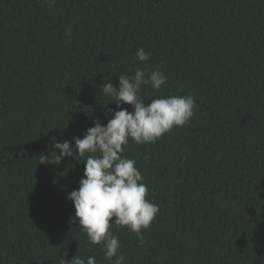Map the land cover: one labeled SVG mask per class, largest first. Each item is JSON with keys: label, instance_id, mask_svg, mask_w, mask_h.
<instances>
[{"label": "trees", "instance_id": "16d2710c", "mask_svg": "<svg viewBox=\"0 0 264 264\" xmlns=\"http://www.w3.org/2000/svg\"><path fill=\"white\" fill-rule=\"evenodd\" d=\"M137 68L167 77L142 85L145 105L191 94L196 106L154 143L123 146L159 212L143 245L112 225L117 256L264 264V0H0V264H114L66 198L88 154L49 161L54 143L75 150L97 118L106 125L118 109L100 87Z\"/></svg>", "mask_w": 264, "mask_h": 264}, {"label": "clouds", "instance_id": "9594fccd", "mask_svg": "<svg viewBox=\"0 0 264 264\" xmlns=\"http://www.w3.org/2000/svg\"><path fill=\"white\" fill-rule=\"evenodd\" d=\"M49 7L55 0H48ZM71 36V30H65ZM139 62L150 60L151 54L143 48L137 49ZM167 77L156 68L152 71L137 68L134 75H119L118 89L111 82L104 83L102 94L113 97L118 110L107 109L106 125L99 118L88 128L82 138L74 137V149L68 141L54 143L59 154L53 153L49 162L60 164L64 157L85 156L83 177L77 182L78 188L67 194L74 207V220L87 236L90 244L101 245L104 257L114 264H124L125 257L117 256L121 247L119 237L113 235V224L134 233L143 245L141 230L148 229L159 212V206L146 199L148 187L141 183L143 177L135 167L136 161L123 156V146L131 139L136 144L154 143L173 127H182L194 115L195 98L191 94L174 95L150 100L145 105L140 96L142 85L150 84L153 90H160ZM178 88L177 92H182ZM127 104L132 111L121 107ZM111 116L108 119V116ZM45 162V161H44ZM65 259L62 261L64 264ZM70 264H96V258L87 261L73 257Z\"/></svg>", "mask_w": 264, "mask_h": 264}]
</instances>
